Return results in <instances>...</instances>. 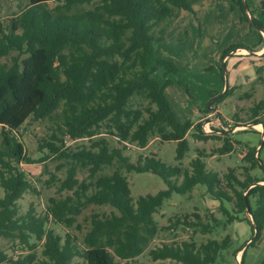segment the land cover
Wrapping results in <instances>:
<instances>
[{"label": "trees", "instance_id": "1", "mask_svg": "<svg viewBox=\"0 0 264 264\" xmlns=\"http://www.w3.org/2000/svg\"><path fill=\"white\" fill-rule=\"evenodd\" d=\"M201 1L30 0L6 24L0 19V58L11 56L0 64V237L29 250L26 255L10 256L0 248V264H147L139 257L161 229L155 213L174 193L186 194L198 185L206 186L220 202L226 222L241 221L240 214H248L245 220L255 237L248 246L235 250H243L241 262L246 261L248 247L255 246L264 233V176L250 173L259 165L264 171L257 147L246 153L250 165L244 168L243 178L234 169L225 174L209 169L204 149L197 150L189 166L168 164L154 154L134 162L124 153L128 144L144 148L151 137L158 136L164 142L177 143L176 159L181 161L191 150L190 132L198 141L212 137L201 123L179 120L165 93L170 82L161 84L154 77L157 66L151 61L153 45L163 39L167 24ZM231 1L243 21L264 32V21L248 16L247 0ZM261 10L264 12V0ZM237 48L251 50L234 44L223 52L222 59ZM162 63L157 60V65ZM232 91L227 89L220 101ZM217 96L213 91L211 97ZM141 100L147 105L142 106ZM262 108L264 100L254 114ZM31 116L52 119V131L39 147L47 151V157L62 161L58 169L66 168L58 190L67 194L51 197L43 214L34 206L25 213L18 207L24 194L34 189L20 167L32 160L16 134ZM102 133L122 147H112L106 136H98ZM66 136L88 139L90 144L66 145ZM233 149V143L227 141L220 152ZM112 165H116L112 174H101L105 166ZM123 169L157 174L166 188L135 200ZM80 170L87 171V179L80 180ZM92 205H109L114 211L90 214L82 240L70 233L62 236L48 226L54 221L83 231L78 217ZM195 216L197 221H188L185 215L175 224H187L207 234L225 223L214 216L211 222ZM231 243L230 236L200 244L193 239L169 242L151 248L149 256L156 264H216Z\"/></svg>", "mask_w": 264, "mask_h": 264}, {"label": "rangeland", "instance_id": "2", "mask_svg": "<svg viewBox=\"0 0 264 264\" xmlns=\"http://www.w3.org/2000/svg\"><path fill=\"white\" fill-rule=\"evenodd\" d=\"M263 0H247L249 17H256L264 21V12L261 10ZM30 3V0H0V19L6 24L15 14L21 12ZM55 2H50L54 7ZM91 7V6H87ZM253 10V12H252ZM162 40L153 45L151 61L157 66L154 77L163 84L165 93L173 110L180 121L191 119L202 124V128L211 138L198 141L187 135L191 150L184 159H176L177 143L175 141H162L158 136L151 137L144 148L136 144H128L124 153L136 162L140 156L154 154L168 164H182L189 166L190 161L196 157L198 149L207 152L205 160L211 170L225 174L231 169L241 178L245 175L244 168L249 166L246 153L251 147H257L256 156L264 163V108L259 109L257 115L254 108L264 100V39L260 40V32L241 19L238 8L232 9L231 0H203L195 4L192 10H182L166 26ZM245 45L251 48H237L222 59V54L231 45ZM15 54V53H14ZM11 56L0 58V64L9 61ZM164 62L157 65V60ZM225 63V64H224ZM225 66V67H224ZM223 73V74H222ZM226 83L227 86H226ZM232 89V94L221 100L220 94ZM214 91L217 97H211ZM210 110H206L207 104ZM142 106L147 101H142ZM260 121L259 123H256ZM52 119H35L28 117L18 129L17 137L24 144L30 163H22L20 167L26 171L32 182V190L27 191L18 201L21 213H25L30 206H34L37 213L43 214L51 197H62L66 191L59 192L60 180L66 176V168L58 169L62 162L54 156L47 157V151L39 146L42 138L51 133ZM106 136L112 147L122 145L113 137ZM2 140L0 127V143ZM232 142L234 149L227 154H221L220 148L225 142ZM90 140L76 141L74 145H89ZM116 165L105 166L102 175H110ZM133 198L141 195L156 194L166 188L164 180L152 172L128 173ZM253 176L262 178L263 169L257 166L250 172ZM87 171L80 170V180L87 179ZM55 179V181H54ZM229 209L231 204H226ZM114 211L109 205H92L85 209L78 217V222L84 226L83 231L75 226L49 221L48 226L64 236L67 233L83 238L88 229L87 218L93 212ZM195 214L201 216L204 222H211L212 217L225 222L212 233L204 234L199 228L189 227L187 224L176 225L178 218L188 215V221H197ZM248 214H240L241 221L226 222L220 211V202L214 199L204 185H198L186 194L174 193L170 199L165 200L163 206L154 217L161 228L151 242L150 246L139 257L147 264H156L149 256V250L169 242H182L195 240L198 244L208 239L222 240L230 236L232 243L225 250L216 264H264V233L262 239L255 245L248 247V255L244 263L241 262L243 250H235L248 244L255 237L251 227L245 220ZM249 217H251L249 215ZM0 248L10 256L26 255L29 250L15 240L0 237ZM41 255V246L36 249Z\"/></svg>", "mask_w": 264, "mask_h": 264}, {"label": "built area", "instance_id": "3", "mask_svg": "<svg viewBox=\"0 0 264 264\" xmlns=\"http://www.w3.org/2000/svg\"><path fill=\"white\" fill-rule=\"evenodd\" d=\"M79 140H81V139H72V138L66 136V138H65V144L66 145H74V143L76 141H79Z\"/></svg>", "mask_w": 264, "mask_h": 264}, {"label": "water", "instance_id": "4", "mask_svg": "<svg viewBox=\"0 0 264 264\" xmlns=\"http://www.w3.org/2000/svg\"><path fill=\"white\" fill-rule=\"evenodd\" d=\"M228 83H226V86H227ZM222 94L219 95V97H221ZM211 104V103H210ZM248 210H250V208L248 207ZM250 214V213H249Z\"/></svg>", "mask_w": 264, "mask_h": 264}]
</instances>
